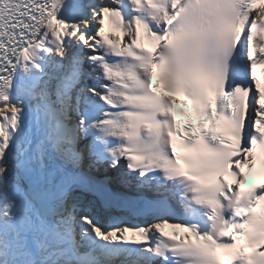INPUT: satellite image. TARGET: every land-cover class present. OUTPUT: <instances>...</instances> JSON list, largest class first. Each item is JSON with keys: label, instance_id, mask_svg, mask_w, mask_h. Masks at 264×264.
<instances>
[{"label": "snow or ice", "instance_id": "6c2138e0", "mask_svg": "<svg viewBox=\"0 0 264 264\" xmlns=\"http://www.w3.org/2000/svg\"><path fill=\"white\" fill-rule=\"evenodd\" d=\"M258 67L264 0H0V264H264Z\"/></svg>", "mask_w": 264, "mask_h": 264}, {"label": "bare ground", "instance_id": "6f19581e", "mask_svg": "<svg viewBox=\"0 0 264 264\" xmlns=\"http://www.w3.org/2000/svg\"><path fill=\"white\" fill-rule=\"evenodd\" d=\"M105 36H112L115 38H120V33L115 32L114 30L110 29L107 25L105 26ZM145 46H147V42L145 41ZM262 70V69H261ZM262 73H264V70H262Z\"/></svg>", "mask_w": 264, "mask_h": 264}]
</instances>
